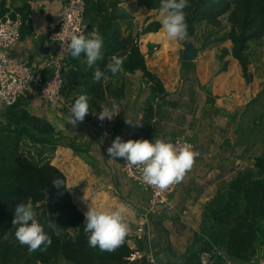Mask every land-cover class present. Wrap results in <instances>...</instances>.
<instances>
[{"label":"crops","instance_id":"obj_1","mask_svg":"<svg viewBox=\"0 0 264 264\" xmlns=\"http://www.w3.org/2000/svg\"><path fill=\"white\" fill-rule=\"evenodd\" d=\"M66 0H0V18L5 15L20 16L22 20L19 41L9 53L27 62L31 68L50 76L47 63L57 46L48 38L56 25L57 13ZM86 36L99 34V0H86ZM119 6L128 16L120 21L124 34L140 32L138 43L144 53L147 67L157 74L167 92L165 98H156L157 113L151 126L138 130L145 108L151 99V87L142 70L124 71L108 78L104 83L105 100L99 104L111 107V101L120 104L116 135L102 137L96 127L98 109L92 101L93 72L86 69L82 54L79 59L69 53L64 60L65 90L63 101L51 104L35 86L18 98L11 106L0 110V125L6 127L28 126L34 132L49 138L52 151L48 160L61 170L73 202L84 213L88 204L98 208H115L123 203L134 212L129 218L135 236L139 225L144 224L148 235L137 238L141 249L153 251L154 264H201L197 245L200 227L207 206L217 194L240 172L255 168L258 157L264 156V57L260 67L249 54L251 61L245 77L240 62L231 54L220 58V46L229 48L231 42L221 43L218 35L209 48L193 43L196 58L185 60L182 55L186 41L175 43L163 38L161 27L141 33L152 22H160L159 9H150L139 0H122ZM196 36L194 39L196 41ZM190 41V40H189ZM192 42V41H191ZM212 43V44H211ZM213 47V46H211ZM106 53L103 46V58ZM229 65L220 71L223 64ZM123 87L125 95L119 101L106 88ZM85 93L89 96V115L76 127L67 123L70 107L75 98ZM130 119L136 126L125 123ZM138 130V132H137ZM137 139L175 138L191 141L199 153L194 166L171 194L173 208L161 205L148 219L144 216L149 204V193L133 182L124 172L123 160L110 158L107 148L116 136L123 141ZM264 226V220L262 221ZM201 248V247H200ZM220 254H217V260ZM264 256V243L255 249L248 260L229 258L232 264H254ZM60 264H71L62 259Z\"/></svg>","mask_w":264,"mask_h":264},{"label":"trees","instance_id":"obj_2","mask_svg":"<svg viewBox=\"0 0 264 264\" xmlns=\"http://www.w3.org/2000/svg\"><path fill=\"white\" fill-rule=\"evenodd\" d=\"M121 1L99 0L97 24L106 49L100 69L105 70L106 64L118 57L124 71H143L151 87V99L138 127L143 131L151 126L157 113L155 99L165 98L167 92L159 76L147 67L138 43L140 32L124 34L121 29V19L129 17L119 6ZM139 3L150 9H160L161 0H139ZM188 5L184 9L187 40L196 42L194 35L202 23L218 29L216 32L212 29L211 34L218 33L225 19L229 29L217 37L221 41H230L231 48H223L220 58L231 54L240 62L248 80L246 50L250 42H260L264 37V0H188ZM159 27L160 22H152L141 33ZM228 65L229 60L220 71ZM119 73L106 72V75L111 78ZM104 83V80L93 82L91 88L92 101L98 111L101 110L99 99H106ZM106 88L117 101L125 95L123 87L112 88L106 84ZM137 132L133 140H137V134H140ZM51 151L50 139L28 126L11 128L0 125V264H60L62 259L71 264H146L145 259L129 260L132 249L128 237L112 252H102L88 245L84 213L72 200L65 174L48 160L47 153ZM55 178L62 180L65 186H54L52 181ZM50 198L54 200L48 202ZM29 200L33 203L36 219L52 239L50 246L35 252H29L27 246L16 240L17 226L12 224L15 206ZM44 201L46 203L42 204ZM49 218L56 223L54 229L47 227ZM263 220L264 156L256 159L254 169L240 172L209 203L198 235V241L202 242L199 251L219 252L221 256L248 261L255 249L264 243ZM59 231L68 233L69 239L65 241Z\"/></svg>","mask_w":264,"mask_h":264},{"label":"clouds","instance_id":"obj_3","mask_svg":"<svg viewBox=\"0 0 264 264\" xmlns=\"http://www.w3.org/2000/svg\"><path fill=\"white\" fill-rule=\"evenodd\" d=\"M188 0H161L159 16L161 18V33L163 38L169 42L180 43L188 39V25L184 9L188 7ZM67 51L73 58L79 59L83 54L86 69H92L98 61L103 59L102 49L103 38L96 33L86 36L83 33L71 32L67 35ZM122 69V60L113 57L112 61L106 64L105 70L96 67L93 72V81L100 83L106 81V72L116 75ZM111 107L101 106L97 115L100 121L112 120L120 114V104L111 101ZM89 96L85 93L79 94L70 107L71 115L67 123L76 127L89 115ZM125 123L136 126L130 119L125 118ZM107 154L115 160L123 159L132 168L141 169L140 180L151 187L164 191L171 186L183 181L187 172L195 164L199 153L188 143L176 144L163 139L149 141L147 139H129L126 142L120 136H116L112 144L107 148ZM57 188L65 186L59 178L52 181ZM134 212L129 206L120 203L115 208H98L88 204L84 212V232L87 236L88 245L92 248H99L102 252H112L120 247L131 228L129 218ZM12 224L16 227L15 238L23 246H27L29 252L44 250L51 245V236L45 231L36 219L33 203L21 202L15 206ZM55 221L49 218L47 227L54 229Z\"/></svg>","mask_w":264,"mask_h":264},{"label":"built area","instance_id":"obj_4","mask_svg":"<svg viewBox=\"0 0 264 264\" xmlns=\"http://www.w3.org/2000/svg\"><path fill=\"white\" fill-rule=\"evenodd\" d=\"M86 7V0H66L59 9L56 25L48 34L49 40L57 45L55 52L51 54L47 63L48 70L51 72L50 76H45L41 72L33 70L27 62L9 53V49L19 41L21 36L22 20L20 16L5 15L0 18V110L13 105L19 97L26 94L33 86L49 103L58 104L63 101L65 90L63 64L68 52L61 51L67 49V35L69 33L79 32L84 34ZM116 126L117 116L112 120L105 119L104 121H100L97 117V131L104 138H114ZM170 142L174 144L177 142L181 144L188 143L193 146L191 141L185 138H175ZM123 168L128 178L149 193V204L144 213L145 219L156 213L161 205H166L170 209L173 208L170 196L181 182L169 189L160 191L141 182V169L130 168L124 160ZM148 234L146 226L142 224L137 227L136 238L135 236L128 238V243L132 249L129 256L131 262L145 259L146 264L155 263L153 251L141 249L136 244L137 238L145 237ZM217 254L219 252L201 251L199 252V261L201 264H232L224 256L217 260ZM254 264H264V256L258 258Z\"/></svg>","mask_w":264,"mask_h":264},{"label":"rangeland","instance_id":"obj_5","mask_svg":"<svg viewBox=\"0 0 264 264\" xmlns=\"http://www.w3.org/2000/svg\"><path fill=\"white\" fill-rule=\"evenodd\" d=\"M212 27H208L206 26L204 23L200 24L197 29H196V34L194 36H196V42L197 44L200 46H208L210 45V40L211 42L214 40V38L218 35H222V33L226 32V30L229 29V26L227 25V21L225 19H223V26H222V29L221 31H219L218 33H213L211 34L212 32ZM213 30H215V32L218 30L217 28H214ZM220 30V29H219ZM211 34V35H210ZM186 41V40H185ZM228 40H222L219 45H222L221 43H225L227 42ZM193 43V42H192ZM212 44V43H211ZM219 45H210L208 46L209 48H214V47H218ZM213 46V47H211ZM224 46V45H223ZM223 46H220L222 47L221 50L225 47ZM231 48V44H230V47ZM247 54H248V61H247V73L248 70H249V67H250V64L249 62L251 61V59L249 58V54L251 52H255L256 54H254V58L252 59L254 62H256L257 64V67H260L261 66V63L263 62V57H264V37L262 38V40H260V42H255V41H252L250 42V45L248 47V49L246 50ZM241 66V65H240ZM242 68V66H241ZM243 69V68H242Z\"/></svg>","mask_w":264,"mask_h":264},{"label":"water","instance_id":"obj_6","mask_svg":"<svg viewBox=\"0 0 264 264\" xmlns=\"http://www.w3.org/2000/svg\"><path fill=\"white\" fill-rule=\"evenodd\" d=\"M56 46H57V45H56ZM182 57H183V59H185V60H193V59L196 58V49H195V46H194V44H193L191 41H189V40L186 41V47H185V51H184ZM53 200H54V198H50V199L48 200V202H52ZM44 203H46V201L42 202V204H44ZM59 234L63 237V239H64L65 241H67V240L69 239V234H68V233H66V232H64V231H59ZM201 245H202V242H200V243L197 245L196 249L199 250L200 247H201Z\"/></svg>","mask_w":264,"mask_h":264}]
</instances>
